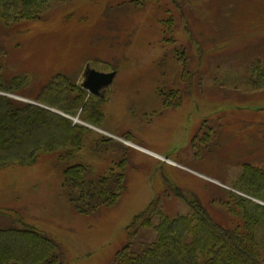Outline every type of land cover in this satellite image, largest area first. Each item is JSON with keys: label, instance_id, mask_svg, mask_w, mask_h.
Instances as JSON below:
<instances>
[{"label": "rangeland", "instance_id": "1", "mask_svg": "<svg viewBox=\"0 0 264 264\" xmlns=\"http://www.w3.org/2000/svg\"><path fill=\"white\" fill-rule=\"evenodd\" d=\"M171 1L173 6L181 2ZM192 6L196 22L189 19L188 5H182L179 17L195 51L205 56L227 44L225 57L246 47L248 57L264 61V0H194ZM167 9V0H51L39 19L13 29L6 74L30 73L31 86L20 92L30 100L57 73L77 75L80 82L86 64L108 72L106 66L117 62L115 79L106 89L105 119L89 127L76 157L61 164L57 152H41L35 163L0 167L1 226L11 215L20 216L53 239L65 264H113L114 255L130 241H149L151 231L141 228L133 239L128 226L155 198L162 212L168 205L175 214L185 213L183 200L164 192L167 181L214 192L217 198L233 186L244 164L264 170V83L250 91L239 82L219 85L215 80L209 105L229 109L222 111L227 122L207 157L185 153L204 113L190 98L160 109L157 86L175 70L171 56L182 52L178 44L163 45L171 19ZM179 37L185 35L179 31ZM125 132L142 149L123 142ZM101 136L112 141L97 143ZM75 163L87 165L95 176L123 170L125 190L118 202L93 214L76 212L62 189L63 170Z\"/></svg>", "mask_w": 264, "mask_h": 264}, {"label": "trees", "instance_id": "2", "mask_svg": "<svg viewBox=\"0 0 264 264\" xmlns=\"http://www.w3.org/2000/svg\"><path fill=\"white\" fill-rule=\"evenodd\" d=\"M50 1L0 0V167L35 163L41 152H57L58 161L66 164L81 150L89 127L65 115L95 127L105 119L103 104L107 95L89 94L81 87L82 80L78 82L77 75L55 74L36 98L30 100L20 93L31 86L30 73L25 70L6 74L10 41L15 40L13 29L19 23L39 19ZM180 1L178 8L167 0L166 12L171 19L164 30L169 34L163 36V45L178 44L182 52L168 55L174 59L175 70L161 80L156 90L160 109L177 106L190 98L195 109L203 111L185 153L190 158L204 159L227 122L222 111L230 112L223 104L219 108L209 105L210 94L215 95V80L220 81L219 85L239 82L250 91L258 89L264 83V61L248 57L247 48H240V45H235V49H240L227 57L224 53L227 44L215 51L211 48L205 56L202 50L195 51L179 17L185 10L182 5H188L189 19L196 22L192 8L194 0ZM179 31L184 38L179 37ZM106 67L109 71H117V62ZM209 80L211 84L206 86ZM121 137L129 142L134 139L129 132ZM95 141L112 140L101 136ZM232 183V187L223 188L224 193L214 198V192L199 193L167 181L164 192L183 200L188 210L175 214L167 205L166 212H162L157 206L159 198L153 199L128 226L131 238L141 228L151 231L153 237L136 245L130 241L114 255L113 264H264V170L244 164ZM62 189L76 212L93 214L118 202L125 190V175L123 170L111 168L95 176L87 165L75 163L64 168ZM212 203L217 207L213 209ZM11 217L5 226L0 224V264H65L62 249L53 239L37 227L26 224L20 216Z\"/></svg>", "mask_w": 264, "mask_h": 264}, {"label": "water", "instance_id": "3", "mask_svg": "<svg viewBox=\"0 0 264 264\" xmlns=\"http://www.w3.org/2000/svg\"><path fill=\"white\" fill-rule=\"evenodd\" d=\"M116 73H117L116 70L110 71V72L97 71L94 68H90L89 65H86V67L83 71V75H82L83 79L81 82V87L84 88L89 94L99 95L100 91L102 89L108 87L112 83L113 79L116 76ZM7 95L14 97L16 99H21L20 97H17V96L11 95V94H7ZM22 100L28 101L26 99H22ZM32 103H34V102H32ZM50 110L57 112L61 115H64L63 113H61L55 109H50ZM65 116L68 118H71L74 122H80V123H82L88 127H93L92 125L85 124V123L81 122L77 117H70L67 115H65ZM125 143L133 145L139 149H142V148H140V147H138V146H136L130 142L125 141ZM161 159L168 162L166 157H163Z\"/></svg>", "mask_w": 264, "mask_h": 264}, {"label": "flooded vegetation", "instance_id": "4", "mask_svg": "<svg viewBox=\"0 0 264 264\" xmlns=\"http://www.w3.org/2000/svg\"><path fill=\"white\" fill-rule=\"evenodd\" d=\"M109 72H110V71H109ZM82 75H83V74H82ZM82 79H83V78H82ZM114 79H115V78H114ZM114 79H113V81H114ZM113 81H112V83H113ZM112 83H111V84H112ZM111 84H110V85H111ZM110 85H109V86H110ZM109 86H108V87H109ZM106 89H107V87L104 88V89H102V90L100 91V94L97 95V96H103L104 94H106ZM187 119H188V115H187Z\"/></svg>", "mask_w": 264, "mask_h": 264}]
</instances>
